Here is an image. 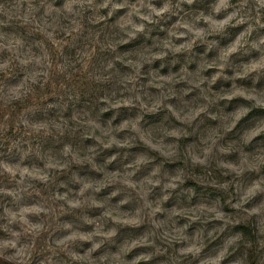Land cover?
<instances>
[{"label":"clouds","instance_id":"9594fccd","mask_svg":"<svg viewBox=\"0 0 264 264\" xmlns=\"http://www.w3.org/2000/svg\"><path fill=\"white\" fill-rule=\"evenodd\" d=\"M0 264H264V0H0Z\"/></svg>","mask_w":264,"mask_h":264}]
</instances>
